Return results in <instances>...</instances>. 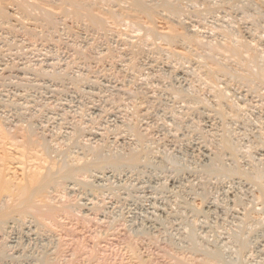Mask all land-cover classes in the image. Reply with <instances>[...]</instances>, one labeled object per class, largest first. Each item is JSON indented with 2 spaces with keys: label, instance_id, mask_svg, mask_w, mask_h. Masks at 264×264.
I'll list each match as a JSON object with an SVG mask.
<instances>
[{
  "label": "rangeland",
  "instance_id": "374dc122",
  "mask_svg": "<svg viewBox=\"0 0 264 264\" xmlns=\"http://www.w3.org/2000/svg\"><path fill=\"white\" fill-rule=\"evenodd\" d=\"M6 1L1 0L0 3V123L11 133H15L18 131L16 129H20L21 131L19 130L18 133H22L23 130L28 135V131H30L29 136L32 137L30 138L36 142L38 141L37 143L41 146L43 145L45 150L47 149L45 152L48 153V156L51 155L50 157L54 158L55 155L57 157L56 160H59V165L60 162L61 166L63 165V172H70L68 175L63 173L66 175L64 177L70 178L72 181L66 178H59V181L58 179L55 180L60 177L59 175L55 176L56 178L53 177L54 182L51 176V185L47 184L48 181L51 182L49 179L47 182H43V184L46 182L45 184L48 187L45 185L46 188H44L45 186L42 184L39 187L41 190L36 189V194H42L41 199L38 200L40 196L37 194L38 197L35 196L32 200H29L30 203L26 202L25 206L34 205L33 200H36L33 206L36 209L37 202L42 200V204L38 202L39 206L41 205L38 207H42L41 212L46 211L44 213H39L32 206L29 208L24 207V210L23 204L20 207L17 202L10 201L12 198L5 196L7 202L2 198L4 202L0 201V211H6V209L14 206L15 212L9 210L7 212L1 211L3 214L0 212L2 217L4 213H6L5 215L10 214L7 219L6 216L4 219L0 217L4 221L8 220L5 224L4 221L2 223L0 221V227L2 228H0V251L2 253H0V264H222L221 261H224L225 258L229 264H235L238 259L236 264H240V262L241 264H264V149H262L264 148V81L262 83L264 79V5L261 6L262 2H258L259 0H244L243 2L242 0H232L235 3L233 4L231 0V2L228 0H210L211 3L209 0H167L168 2L166 0H142V2L141 0H110V2L109 0H77V2L76 0L75 2L70 0L68 3L66 0H62V2L61 0H35L36 5L34 0ZM11 1L15 4H12ZM19 1L20 3L25 1V4H20ZM135 1L137 3H143L144 1V6L137 5ZM246 1L249 3L247 4ZM18 3L20 6H18ZM83 3L87 4L83 6ZM70 4H73V6L71 7ZM164 4H166V8L163 7ZM169 4L171 7H169ZM243 4L246 5V8ZM58 5L60 6L58 7ZM131 7L136 11L133 12L134 10ZM141 7L146 11H143ZM168 7L170 10L167 9ZM175 8L181 13L178 14ZM260 9L263 11L261 12ZM175 13L178 15H174ZM152 14L153 17H151ZM254 14H258V18ZM262 19L263 21H261ZM256 22L262 24L260 28H257L259 25ZM253 24L257 29L252 28ZM249 27L253 30V33L255 32L253 34L255 38L250 35ZM157 28L159 31H156ZM225 28H228V31ZM148 29L153 30L151 34H149ZM223 29H225V32ZM226 31L227 34H225ZM229 31L230 36H234H231L232 39H228L230 42L236 38V46L240 41L247 46L245 48L240 43L239 46L240 49H243V54H248L251 50L252 52L249 53L251 56L254 51V56H252L254 62L250 57L253 68L249 66L248 59V63L244 60L246 57L249 58V55L244 56L242 54L243 62L245 65L249 64L246 66H249L252 70L256 69L257 72H260L258 74H262L259 75L261 78L255 76L258 75L255 74L256 71L255 73L252 71L254 73L252 75L253 73L247 72L248 67H244L243 72L246 70L245 72L248 74L246 76L251 77L252 75V79L250 78V82L247 81L249 77L247 78L243 72H240L241 77L244 76L242 78L244 80L241 79L240 81L239 78L241 77H239L237 69L240 70L241 68L236 67L237 72L235 69H229L230 66L228 67V65L233 62L237 63L234 59L231 64L226 61H230L226 51L229 44L227 40ZM248 31H250V34L247 33ZM172 32L174 34L177 32L180 35L175 34L173 36ZM234 33L237 36L233 35ZM259 36L262 37V40ZM192 40L195 41L191 42ZM222 44L224 48L219 49V45L223 46ZM213 45L218 46V48L215 49ZM174 50L176 51L174 52ZM259 54L261 57L257 58ZM176 58L178 59L176 60ZM181 64H184L183 67ZM237 65L232 64V67L234 68ZM226 67L227 69H225ZM220 68H223L225 73ZM226 71L229 75L226 74ZM55 80L58 84L60 83L59 80H61V83L64 80L63 85L66 82L65 87H61L65 93L52 90L56 88L52 85L56 82ZM95 80L97 82H94ZM253 82L256 87H253ZM116 85L120 88L118 89ZM51 91L54 94L56 93L54 97ZM66 91H70V93ZM71 91L75 93L74 96ZM30 116L33 118L31 119ZM136 131L138 132L136 133ZM24 133L18 135L22 136ZM94 133L96 136L93 135ZM20 140H23L22 137H20ZM77 141H79L78 145H76ZM196 142L203 146L205 150L203 153L206 152L207 156L209 153L210 158L216 157L215 154L217 157L221 155V160L217 159L218 163L214 161L215 169H210V171L206 168L210 173L203 168L210 158L207 157L205 160L202 153H200L202 151L196 150V144H194ZM251 145L252 147H250ZM48 146L51 151L47 148ZM226 146L229 147L224 148ZM94 152L103 156H100L103 165L105 162L106 165H109V160H111L112 168L109 169L118 170L110 172L106 169L107 173H104L101 168H96L91 172L88 169V173V170L81 169L83 174L79 173L81 171L76 173V169L79 170V166L81 167L84 161L87 160V163L88 160L90 162V160L96 159H94L96 157ZM61 155H67V157ZM132 157L133 159H131ZM148 157L149 162L147 161V163L144 159H148ZM133 160L137 161L134 162ZM116 163L119 165H116ZM147 164L150 166L148 167ZM70 165L71 169L73 167L75 169L71 170ZM72 172L75 173L73 176L71 175ZM245 176L249 178H247L249 181L246 180ZM255 176H257V179ZM55 185L57 186L56 189H54ZM42 188L45 190L44 192ZM169 193L172 195H169ZM47 197L49 198L46 199ZM43 198L45 199L43 200ZM31 201L33 202L31 203ZM236 204L238 205L236 206ZM5 206L8 208L4 209ZM48 206L57 209L59 213L56 215L53 212H50L52 214L48 213ZM19 207L24 212L21 209L19 210ZM66 207L72 212L65 213ZM39 208L38 210H40ZM254 208L255 210H253ZM13 209L10 210L14 211ZM17 209L26 215L16 212ZM29 209H32L31 211L35 215ZM41 214H44L45 218ZM211 224L213 225L211 226ZM12 225L14 226L12 227ZM248 231H253V233ZM45 246L47 247L45 248ZM135 248L136 250H134ZM207 252L210 253V256L214 254L210 257ZM238 253L239 255H237ZM4 254L6 255L4 256ZM221 255H223V258ZM219 256L222 258L221 261ZM238 256L239 258H237ZM242 258L247 259V261L244 260L243 262ZM216 259H219V263ZM42 260L43 263H41ZM228 262L225 264H228Z\"/></svg>",
  "mask_w": 264,
  "mask_h": 264
},
{
  "label": "bare ground",
  "instance_id": "6f19581e",
  "mask_svg": "<svg viewBox=\"0 0 264 264\" xmlns=\"http://www.w3.org/2000/svg\"><path fill=\"white\" fill-rule=\"evenodd\" d=\"M14 1V0H13ZM18 1V0H17ZM17 1H14V2H17ZM33 1V0H32ZM54 1V0H53ZM65 1V0H64ZM72 1V0H71ZM80 1V0H79ZM78 1V2H79ZM82 1V0H81ZM84 1V0H83ZM96 1V0H95ZM99 1V0H98ZM102 1V0H101ZM100 1V2H101ZM107 1V0H106ZM122 1V0H121ZM129 1V0H128ZM140 1V0H139ZM165 1V0H164ZM167 1V0H166ZM169 1V0H168ZM167 1V2H168ZM177 1V0H176ZM210 1V0H209ZM228 1H230V0H228ZM232 1V0H231ZM230 1V2H231ZM234 1H236V0H234ZM234 1H232L233 2V4H235L234 3ZM244 0H242V2H243ZM249 1V0H248ZM256 1H258V0H256ZM262 2V7H263V5H264V0H259L258 2ZM3 2V1H2ZM5 2V1H4ZM6 2H8V0L6 1ZM25 1H22V3H24ZM34 2H36L35 0H34ZM61 2H62V0H61ZM66 2H70V0H66ZM65 2V3H66ZM73 2H75V0L73 1ZM76 2H77V0H76ZM99 2V3H100ZM104 2V1H103ZM109 2H110V0H109ZM119 2V1H118ZM124 2H126V1H124ZM136 2V4L137 5H140V6H144V1H143V3H141L142 2V0H141V2H138L137 3V1H135ZM247 2V1H246ZM246 2H244V3H246ZM252 2V1H251ZM260 2V3H261ZM0 3H1V0H0ZM11 3H12V1H11ZM19 3H20V1H19ZM18 3V4H19ZM22 3H20V4H22ZM33 3V2H32ZM31 3V4H32ZM57 3V2H56ZM55 3V4H56ZM59 3V2H58ZM82 3V2H81ZM80 3V4H81ZM85 3V2H84ZM83 3V6H85L86 4H84ZM112 3V2H111ZM140 3V4H139ZM165 3V2H164ZM176 3V2H175ZM178 3V2H177ZM210 3H211V1H210ZM224 3H225V1H224ZM238 3V2H237ZM249 2H247V4H248ZM3 4V3H2ZM6 4V3H5ZM4 4V5H5ZM9 4V3H8ZM12 4H15V3H12ZM17 4V5H18ZM20 4L18 5V6H20ZM25 4V3H24ZM39 4V3H38ZM80 4H78V5H80ZM109 4V3H108ZM132 4V3H131ZM143 4V5H142ZM160 4V3H159ZM162 4V3H161ZM170 4H172V3H170ZM170 4H169V7H171L170 6ZM174 4V3H173ZM179 4V3H178ZM207 4V3H206ZM228 4V3H227ZM232 4V3H231ZM240 4V3H239ZM258 4V3H257ZM34 5V4H33ZM36 5H37V2H36ZM40 5V4H39ZM38 5V6H39ZM48 5V4H47ZM52 6H53V4H51ZM57 5V4H56ZM61 5V4H60ZM60 5H58V7L60 6ZM63 5H64V3H63ZM66 5V4H65ZM68 5V4H67ZM71 5V4H70ZM75 5V4H74ZM122 5V4H121ZM148 5V4H147ZM215 5V4H214ZM221 5H222V3H221ZM244 5V4H243ZM251 5V4H250ZM11 6V5H10ZM30 6V5H29ZM55 6V5H54ZM73 6V4L71 5V7ZM97 6V5H96ZM118 6V5H117ZM129 6V5H128ZM136 6V5H135ZM139 6V7H140ZM163 6V5H162ZM175 6V5H174ZM173 6V7H174ZM209 6V5H208ZM223 6V5H222ZM230 6V5H229ZM246 5H244V7H245ZM252 7H253V5H251ZM250 6V7H251ZM256 6H258V5H256ZM31 7H32V5H31ZM37 7V6H36ZM48 7V6H47ZM57 7V6H56ZM57 7V8H58ZM77 7V6H76ZM93 7V6H92ZM113 7V6H112ZM149 7V6H148ZM151 7V6H150ZM159 7V6H158ZM163 7H165L166 8V4H164V6ZM169 7L167 8V9H169ZM207 7V6H206ZM206 7H205V11H206ZM241 7H242V3H241ZM249 7V8H250ZM262 7H261V9H262ZM13 8V7H12ZM16 8V7H15ZM24 8H27V7H24ZM39 8V7H38ZM52 8V7H51ZM50 8V9H51ZM55 8V7H54ZM75 8V7H74ZM97 8H99V7H97ZM108 8H110V7H108ZM126 8V7H125ZM128 8V7H127ZM132 8V7H131ZM130 8V9H131ZM133 8L135 9V7L133 6ZM132 8V9H133ZM164 8V9H165ZM212 8V7H211ZM240 8V7H239ZM243 8V7H242ZM246 8V7H245ZM256 8V7H255ZM259 8V7H258ZM20 9V8H19ZM22 9V8H21ZM27 9H29V8H27ZM35 9V8H34ZM63 9H65L66 10V8H64L63 7ZM80 9H82L81 7H80ZM92 9H94V8H92ZM96 9V8H95ZM100 9V8H99ZM131 9V10H132ZM133 9V10H134ZM136 9H137V7H136ZM141 9H142V7H141ZM152 9V8H151ZM150 9V10H151ZM174 9V8H173ZM177 8H175V11L176 12H178V9L176 10ZM220 9V8H219ZM219 9H217V10H219ZM254 9V8H253ZM257 9V8H256ZM261 9H260V11H261ZM23 10V9H22ZM26 10V9H25ZM30 10V9H29ZM68 10H69V8H68ZM78 10H79V8H78ZM77 10V11H78ZM114 10V9H113ZM132 10V11H133ZM143 11H146V10H144V8L142 9ZM149 10V11H150ZM154 10V9H153ZM152 10V11H153ZM156 10V9H155ZM170 10V9H169ZM213 10V9H212ZM241 10V9H240ZM243 10H245V9H243ZM242 10V11H243ZM55 11V10H54ZM67 11V10H66ZM71 11V10H70ZM81 11V10H80ZM111 11V10H110ZM130 11V10H129ZM136 10H134L133 12H135ZM168 11V10H167ZM174 11V10H173ZM185 11V10H184ZM208 11V10H207ZM257 11V10H256ZM263 11V10H262ZM261 11V12H262ZM12 12V11H11ZM14 12V11H13ZM58 12L60 13V11L58 10ZM62 12V11H61ZM64 12V11H63ZM82 12V11H81ZM165 12V11H164ZM180 12V11H179ZM178 12V14H180ZM185 12H187V11H185ZM233 12V11H232ZM27 13V12H26ZM56 13H57V11H56ZM83 13V12H82ZM81 13V14H82ZM102 13V12H101ZM114 14H115V12H113ZM150 13H152L151 11H150ZM205 13V12H204ZM222 13V12H221ZM245 13V12H244ZM250 13V12H249ZM248 13V14H249ZM254 13V12H253ZM256 13V12H255ZM12 14V13H11ZM15 14V13H14ZM39 14V13H38ZM64 14V13H63ZM68 14V13H67ZM78 14V13H77ZM80 14V13H79ZM80 14V15H81ZM109 14H111V13H109ZM124 14V13H123ZM154 14V13H153ZM153 14L151 15V17H153ZM160 14V13H159ZM177 13H175L174 15H178ZM206 14V13H205ZM207 14H209V13H207ZM259 14H261V13H259ZM22 15V14H21ZM31 15H32V12H31ZM66 15V14H65ZM129 15V14H128ZM183 15V14H182ZM187 15V14H186ZM244 15V14H243ZM246 15V14H245ZM251 15H253V14H251ZM250 15V16H251ZM255 15V14H254ZM262 15V14H261ZM261 15H259V16H261ZM8 16V15H7ZM19 16V15H18ZM25 16H26V14H25ZM59 16V15H58ZM118 17H119V15H117ZM117 16H115V17H117ZM125 16V15H124ZM171 16V15H170ZM256 17L258 16V14L257 15H255ZM263 16V15H262ZM21 17V16H20ZM31 17V16H30ZM66 17H68V16H66ZM81 17V16H80ZM112 17V16H111ZM235 17V16H234ZM242 17V16H241ZM240 17V18H241ZM246 17V16H245ZM249 17V16H248ZM247 17V18H248ZM4 18V17H3ZM22 18V17H21ZM33 18V17H32ZM38 18V17H37ZM61 18V17H60ZM166 18V17H165ZM221 18V17H220ZM243 18H244V16H243ZM250 18V17H249ZM248 18V19H249ZM255 18V17H254ZM258 18V17H257ZM1 19V18H0ZM5 19V18H4ZM18 19V18H17ZM27 19V18H26ZM79 19V18H78ZM99 19H100V17H99ZM104 19V18H103ZM106 19V18H105ZM114 19V18H113ZM124 19V18H123ZM176 19V18H175ZM189 19V18H188ZM190 19H191V17H190ZM251 19V18H250ZM63 20V19H62ZM65 20V19H64ZM109 20V19H108ZM114 20H116V19H114ZM152 20V19H151ZM237 20V19H236ZM240 20V19H239ZM241 20H243V19H241ZM21 21V20H20ZM23 21V20H22ZM82 21V20H81ZM122 21V20H121ZM167 21V20H166ZM244 21V20H243ZM247 21H249V20H247ZM253 21V20H252ZM258 21H260V20H258ZM261 21H263V19L261 20ZM25 22V21H24ZM27 22V21H26ZM25 22V23H26ZM31 22V21H30ZM104 22L106 23V21L104 20ZM110 22V21H109ZM115 22H117V21H115ZM124 22V21H123ZM177 22V21H176ZM181 22V21H180ZM225 22V21H224ZM264 22V21H263ZM59 23V22H58ZM57 23V24H58ZM62 23V22H61ZM65 23V22H64ZM100 23V22H99ZM104 23V24H105ZM152 23V22H151ZM171 23H173V22H171ZM247 22H246V20H245V24H246ZM257 23V22H256ZM3 24V23H2ZM163 24V23H162ZM226 24V23H225ZM251 24V23H250ZM255 24V23H254ZM254 24H253V27L252 28H254L255 26H254ZM174 25V24H173ZM172 25V26H173ZM229 25V24H228ZM256 25V24H255ZM257 25H259V26H257V28L259 27L260 28V25H262L261 23H257ZM264 25V24H263ZM4 26V25H3ZM43 26V25H42ZM56 26V25H55ZM108 26V25H107ZM171 26V25H170ZM215 26H216V24H215ZM223 26V25H222ZM235 26V25H234ZM241 26V25H240ZM250 26V25H249ZM60 27H62V26H60ZM169 27V26H168ZM174 27H175V25H174ZM219 27H221L220 25H219ZM224 27H226V26H224ZM247 28H248V26H246ZM251 27V26H250ZM250 27H249V29H250ZM42 28V27H41ZM50 28V27H49ZM223 28V27H222ZM246 28V29H247ZM256 28V27H255ZM256 28V29H257ZM16 29V28H15ZM20 29V28H19ZM19 29H17V30H19ZM108 29V28H107ZM153 29V28H152ZM176 29V28H175ZM211 29V28H210ZM226 29V28H225ZM225 29H223V31L225 30ZM228 29V28H227ZM226 29V30H227ZM232 29V28H231ZM262 29V28H261ZM261 29H259V30H261ZM66 30V29H65ZM140 30V29H139ZM149 30V29H148ZM151 30V29H150ZM149 30V31H150ZM162 30V29H161ZM171 30V29H170ZM177 30V29H176ZM212 30V29H211ZM222 30V29H221ZM240 30V29H239ZM255 30V29H254ZM147 31V30H146ZM153 31V30H152ZM152 31H150V33L149 34H151V32ZM156 31H159L158 30V28L156 29ZM169 31V30H168ZM178 31V30H177ZM213 31H215V30H213ZM228 31V30H227ZM227 31H226V33L225 34H227ZM231 31V30H230ZM230 31H229V33H228V38H227V40L229 39V38H231V36H230ZM251 31V34L249 33ZM250 31H248L247 33L248 34H250V35H252L253 36V34L255 33H253L252 31L253 30H251L250 29ZM256 31H258V30H256ZM264 31V30H263ZM59 32V31H58ZM161 32V31H160ZM167 32V31H166ZM170 32V31H169ZM168 32V33H169ZM180 32V31H179ZM209 32V31H208ZM211 32V31H210ZM225 32V31H224ZM237 32H238V30H237ZM47 33V32H46ZM89 33H90V30H89ZM107 33V32H106ZM171 33V32H170ZM173 33V32H172ZM207 33V32H206ZM217 33H218V31H217ZM221 33H222V31H221ZM257 33V32H256ZM2 34V33H1ZM51 34V33H50ZM155 34V33H154ZM160 34V33H159ZM158 34V35H159ZM165 34V33H164ZM175 34H177V32H175ZM175 34L173 33V36H175ZM182 35H184L183 33H181ZM238 34V33H237ZM244 34V33H243ZM263 34V33H262ZM44 35V34H43ZM61 35V34H60ZM74 35V34H73ZM78 35V34H77ZM156 35V34H155ZM168 35H170V34H168ZM178 36L180 35L179 33L177 34ZM176 35V36H177ZM233 35H235V33L233 34ZM241 35V34H240ZM28 36V35H27ZM91 36V35H90ZM144 36V35H143ZM142 36V37H143ZM162 36V35H161ZM194 36V35H193ZM206 36V35H205ZM235 36H237V35H235ZM243 36V35H242ZM245 36V35H244ZM251 36V37H252ZM262 36V35H261ZM264 36V35H263ZM145 37V36H144ZM154 37V36H153ZM163 37V36H162ZM170 37H172V36H170ZM186 37V36H185ZM188 37V36H187ZM232 37H234V36H232ZM250 37V38H251ZM254 37V36H253ZM252 37V38H253ZM257 37H258V35H257ZM260 37V36H259ZM38 38V37H37ZM42 38V37H41ZM69 38V37H68ZM156 38V37H155ZM169 38V37H168ZM177 38V37H176ZM183 38V37H182ZM199 38V37H198ZM197 38V39H198ZM226 38V37H225ZM255 38V37H254ZM253 38V39H254ZM261 38V40H262V37H260ZM146 39H148V38H146ZM163 39V38H162ZM175 39V38H174ZM190 39V38H189ZM197 39H196V41H197ZM205 39H206V37H205ZM232 39V38H231ZM235 40H236V38H234ZM239 39V38H238ZM264 39V38H263ZM32 40V39H31ZM150 40V39H149ZM166 40H168V39H166ZM187 40V39H186ZM201 40V39H200ZM204 40V39H203ZM202 40V41H203ZM235 40H231V42L228 40V45H227V49H226V51H227V53H228V59L230 58V61L229 60H226V61H228L230 64H231V61H233V59H234V61H236L237 63H232V64H238L239 65V67H238V65L237 66H235L234 68L232 67V64L231 65H228V67H229V69L230 68H232V69H235V71L237 72V70L239 71L238 73V75H239V77H241V74H240V72H243V70L242 69H244V67L246 68V67H248L247 68V72H250L251 74L253 73L252 71H254V73H255V71H256V69L254 70H252L251 68H249V66H251V63H250V61L252 62V60H253V57L252 56H254V51H253V53L251 54V56L249 55V53L250 52H252L250 49H248V50H250V52H248V54H243L244 52H243V49H240L241 47L239 46L240 45V43H241V41H240V43L239 44H237V46H236V44H235ZM256 40V39H255ZM59 41V40H58ZM169 41V40H168ZM195 41V40H194ZM193 40L191 41V42H194ZM202 41H200V42H202ZM234 41V42H233ZM257 41V40H256ZM76 42V41H75ZM155 42V41H154ZM157 42V41H156ZM172 42V41H171ZM189 42V41H188ZM30 43V42H29ZM146 43H148V42H146ZM150 43V42H149ZM166 43V42H165ZM173 43V42H172ZM199 43V42H198ZM209 43H210V41H209ZM212 43V42H211ZM217 43V42H216ZM234 43V44H233ZM142 44V43H141ZM153 44V43H152ZM196 44V43H195ZM200 44V43H199ZM205 44V43H204ZM203 44V45H204ZM219 44V43H218ZM221 44V43H220ZM249 44V43H248ZM247 44V45H248ZM259 44V43H258ZM264 44V43H263ZM88 45V44H87ZM143 45V44H142ZM147 45V44H146ZM190 45H192V44H190ZM223 45V44H222ZM241 45H244V43H241ZM251 45V44H250ZM21 46V45H20ZM35 46V45H34ZM45 46V45H44ZM178 46V45H177ZM211 46V45H210ZM255 46V45H254ZM263 46V45H262ZM18 47V46H17ZM32 47V46H31ZM88 47V46H87ZM145 47V46H144ZM169 47V46H168ZM171 47V46H170ZM199 47V46H198ZM205 47V46H204ZM208 47V46H207ZM213 47H215V45H213ZM221 47H223L224 48V45L223 46H221V45H219V49L221 48ZM244 47L245 48H247V46H245L244 45ZM244 47H242V48H244ZM202 48H203V46H202ZM212 48V47H211ZM216 48H218V46H216L215 47V49ZM225 48H226V46H225ZM254 48V47H253ZM2 49V48H1ZM108 49V48H107ZM180 49V48H179ZM186 49V48H185ZM201 49V48H200ZM209 49V48H208ZM258 49V48H257ZM29 50V49H28ZM182 50V49H181ZM198 50V49H197ZM196 50V51H197ZM205 50H207V49H205ZM222 50V49H221ZM24 51H26V50H24ZM31 51V50H30ZM176 50H174V52H175ZM212 51V50H211ZM215 51V50H214ZM224 51V50H223ZM225 51V52H226ZM245 51H247V49H245ZM262 51V50H261ZM27 52V51H26ZM97 52V51H96ZM172 52V51H171ZM173 52V53H174ZM198 52V51H197ZM201 52V51H200ZM199 52V53H200ZM203 52V51H202ZM257 52V51H256ZM255 52V53H256ZM33 53H35V52H33ZM39 53V52H38ZM47 53V52H46ZM159 53V52H158ZM184 53V52H183ZM191 53V52H190ZM213 53V52H212ZM259 53H260V51H259ZM130 54V53H129ZM176 54V53H175ZM177 54H179V53H177ZM182 54V53H181ZM188 54V53H187ZM193 54V53H192ZM215 54V53H214ZM244 56H248L249 58H245L244 60L245 61H247V63H248V60H249V64H246V65H249V66H246L245 64H244V60H243V55ZM164 55V54H163ZM197 55H198V53H197ZM258 55V54H257ZM132 56V55H131ZM150 56H152V55H150ZM162 56V55H161ZM191 56V55H190ZM200 56V55H199ZM203 56H204V54H203ZM206 56H207V54H206ZM205 56V57H206ZM209 56H210V53H209ZM226 56V55H225ZM154 57V56H153ZM184 57V56H183ZM191 57H193V56H191ZM190 57V58H191ZM208 57V56H207ZM212 57V56H211ZM217 57V56H216ZM250 57H252V60L250 59ZM258 57H261L260 56V54H259V56H257V58ZM180 58H181V56H180ZM184 58H186V57H184ZM210 58V57H209ZM227 58V57H226ZM232 58V59H231ZM256 58V57H255ZM257 58H256V60H257ZM31 59V58H30ZM133 59V58H132ZM153 59V58H152ZM169 59H170V57H169ZM175 59V58H174ZM178 58H176V60H177ZM187 59V58H186ZM208 59V58H207ZM224 59V58H223ZM248 59V60H247ZM261 59V58H260ZM205 60V59H204ZM256 60H255V62H256ZM10 61V60H9ZM142 61V60H141ZM175 61V60H174ZM189 61H191V60H189ZM258 61H259V59H258ZM7 62H8V60H7ZM16 62V61H15ZM27 62V61H26ZM253 62H254V60H253ZM1 63H2V61H1ZM11 63V62H10ZM150 63V62H149ZM178 63H180V62H178ZM206 63V62H205ZM204 63V64H205ZM223 63V62H222ZM224 63H226V62H224ZM243 63V64H242ZM3 64V63H2ZM152 64V63H151ZM175 64V63H174ZM190 64V63H189ZM228 64V63H227ZM226 64V65H227ZM6 65H8V64H6ZM50 65V64H49ZM56 65V64H55ZM173 65V64H172ZM182 65V64H181ZM184 65V64H183ZM183 65H182V67H183ZM216 65H218L217 63H216ZM222 65V64H221ZM244 65V66H243ZM35 66V65H34ZM178 66H180V65H178ZM207 66V65H206ZM223 66V65H222ZM257 66V65H256ZM54 67V66H53ZM77 67V66H76ZM236 67L237 68H241L240 70H242V71H240L239 69H237L236 70ZM252 67V66H251ZM258 67V66H257ZM5 68V67H4ZM6 68H7V66H6ZM54 68H56V67H54ZM147 68V67H146ZM153 68V67H152ZM253 68V67H252ZM143 69V68H142ZM220 69H222V71H223V68H220ZM225 69H227V67L225 68ZM231 69V70H232ZM251 69V70H250ZM250 70V71H249ZM106 71V70H105ZM122 71V70H121ZM171 71V70H170ZM246 70H244V72H245ZM259 71V70H258ZM34 72V71H33ZM119 72V71H118ZM128 72V71H127ZM177 72V71H176ZM224 72V71H223ZM227 72L228 71H226V74H227ZM229 72H230V70H229ZM236 72H234L235 74H236ZM243 72V74H245L244 76H246V75H248V74H246V72L244 73ZM1 73V72H0ZM53 73H55V72H53ZM52 73V74H53ZM120 73V72H119ZM123 73V72H122ZM121 73V74H122ZM225 73V72H224ZM224 73H222V74H224ZM249 73V75H251ZM254 73L252 74V75H254ZM258 73H260V72H257L256 71V73L255 74H258ZM62 74V73H61ZM73 74V73H72ZM231 74V73H230ZM232 74H233V72H232ZM231 74V75H232ZM227 75H229V74H227ZM234 75V74H233ZM252 75H251V77H249V79H247V81H249L250 82V78L252 79ZM260 74H258V75H255L256 77L258 76V78L262 75H260ZM81 76V75H80ZM79 76V77H80ZM235 76V75H234ZM243 76V75H242ZM244 76L243 77H241V78H239L240 79V81H241V79L242 78H244ZM254 76V77H255ZM59 78H60V76H58ZM57 77V78H58ZM70 77V76H69ZM124 77V76H123ZM247 77V76H246ZM247 77V78H248ZM253 77V78H254ZM264 77V76H263ZM34 78V77H33ZM55 78V77H54ZM71 78V77H70ZM96 78V77H95ZM103 78V77H102ZM131 78V77H130ZM153 78H154V76H153ZM232 78H234V77H232ZM236 78V77H235ZM234 78V79H235ZM237 78H238V76H237ZM261 78V77H260ZM9 79V78H8ZM56 79V78H55ZM69 79V78H68ZM78 79V78H77ZM97 79V78H96ZM99 79V78H98ZM159 79V78H158ZM228 79V78H227ZM254 79H256V78H254ZM263 79V78H262ZM57 80V79H56ZM55 80V81H56ZM71 80V79H70ZM101 80V79H100ZM175 80V79H174ZM191 80V79H190ZM242 80H244V79H242ZM63 82L62 83H64V80H62ZM80 81V80H79ZM93 81V80H92ZM114 81V80H113ZM127 81H128V79H127ZM137 81V80H136ZM192 81V80H191ZM246 81V82H247ZM252 81V80H251ZM256 81H258V80H256ZM263 81H264V79L262 80V83H263ZM53 82V81H52ZM59 82L61 83V80H59ZM94 82H97L96 80L94 81ZM254 82H255V80H254ZM254 82L252 83L253 85H254ZM42 83H44V82H42ZM47 83V82H46ZM55 83V84H54ZM52 85L54 86V87H56L55 89L53 88L52 90H58V93H59V91H62V88H64L65 87V85H66V82H65V84L63 85L62 83L60 84H58L57 83V81L56 82H54ZM103 83V82H102ZM134 83V82H133ZM188 83V82H187ZM193 83V82H192ZM218 83V82H217ZM248 83V82H247ZM246 83V84H247ZM256 83H258V82H256ZM261 83V84H262ZM68 84V83H67ZM78 84V83H77ZM135 84V83H134ZM158 84V83H157ZM249 84V83H248ZM39 85V84H38ZM42 85V84H41ZM82 85V84H81ZM84 85V84H83ZM103 85V84H102ZM156 85V84H155ZM161 85V84H160ZM172 85H175V84H172ZM180 85V84H179ZM27 86H29V85H27ZM31 86V85H30ZM49 86V85H48ZM48 86H46V87H48ZM70 86V85H69ZM116 86H118V85H116ZM145 86V85H144ZM150 86V85H149ZM157 86V85H156ZM183 86V85H182ZM235 86V85H234ZM244 86V85H243ZM242 86V87H243ZM263 86H264V84H263ZM263 86H261V87H263ZM41 87V86H40ZM59 87V88H58ZM62 87V88H61ZM71 87V86H70ZM69 87V88H70ZM74 87V86H73ZM113 87H115V86H113ZM154 87V86H153ZM180 87V86H179ZM248 87V86H247ZM251 87V86H250ZM253 87H256V85H254ZM252 87V88H253ZM48 88H51V87H48ZM66 88H67V86H66ZM65 88V89H66ZM101 88V87H100ZM99 88V89H100ZM120 87L118 86V89H119ZM123 88V87H122ZM152 88V87H151ZM157 88V87H156ZM36 89V88H35ZM47 89V88H46ZM65 89H63L64 91H65ZM81 89V88H80ZM114 89H116V88H114ZM160 89V88H159ZM181 89V88H180ZM249 89V88H248ZM247 89V90H248ZM26 90V89H25ZM36 90H38V89H36ZM67 90V89H66ZM74 90V89H73ZM122 90V89H121ZM139 90V89H138ZM162 90V89H161ZM172 90H174V89H172ZM177 90V89H176ZM176 90H174V91H176ZM184 90V89H183ZM251 90H253V89H251ZM76 91V90H75ZM111 91H112V89H111ZM117 91H119V90H117ZM125 91V90H124ZM133 91V90H132ZM182 91V90H181ZM185 91V90H184ZM47 92V91H46ZM67 93H70V91H66ZM115 92V91H114ZM136 92H137V90H136ZM135 92V93H136ZM173 92V91H172ZM241 92V91H240ZM259 92V91H258ZM15 93V92H14ZM49 93V92H48ZM51 93H52V91H51ZM62 93H65V92H63L62 91ZM61 93V94H62ZM71 93H73L72 91H71ZM94 93H95V91H94ZM128 93V92H127ZM134 93V92H133ZM134 93V94H135ZM152 93V92H151ZM175 93V92H174ZM177 93V92H176ZM56 94V93H55ZM55 94H54V92L52 93V96L54 97L55 96ZM74 94L75 93H73V96H74ZM78 94V93H77ZM84 94V93H83ZM106 94V93H105ZM249 94V93H248ZM21 95V94H20ZM64 95V94H63ZM88 95V94H87ZM99 95V94H98ZM118 95V94H117ZM137 95V94H136ZM176 95V94H175ZM185 95V94H184ZM259 95V94H258ZM16 96V95H15ZM41 96V95H40ZM65 96V95H64ZM72 96V95H71ZM89 96V95H88ZM122 96V95H121ZM133 96V95H132ZM144 96V95H143ZM181 96V95H180ZM180 96H178L179 98H180ZM183 96V95H182ZM222 96V95H221ZM254 96V95H253ZM21 97V96H20ZM36 97V96H35ZM66 97H68V96H66ZM118 97V96H117ZM157 97V96H156ZM159 97V96H158ZM9 98V97H8ZM23 98V97H22ZM33 98V97H32ZM60 98H62V97H60ZM72 98V97H71ZM75 98V97H74ZM103 98V97H102ZM124 98V97H123ZM132 98V97H131ZM160 98V97H159ZM223 98V97H222ZM248 98V97H247ZM2 99V98H1ZM68 99V98H67ZM115 99V98H114ZM161 99V98H160ZM175 99V98H174ZM182 99V98H181ZM185 99V98H184ZM109 100H110V98H109ZM158 100V99H157ZM157 100H155V101H157ZM195 100V99H194ZM33 101H35V100H33ZM64 101V100H63ZM70 101V100H69ZM88 101V100H87ZM103 101H104V99H103ZM162 101V100H161ZM174 101V100H173ZM180 101V100H179ZM182 101H183V99H182ZM247 101V100H246ZM56 102H58V101H56ZM86 102V101H85ZM94 102V101H93ZM175 102V101H174ZM257 102V101H256ZM264 102V101H263ZM39 103V102H38ZM47 103V102H46ZM71 103V102H70ZM75 103V102H74ZM101 103V102H100ZM110 103V102H109ZM157 103V102H156ZM252 103V102H251ZM5 104V103H4ZM49 104V103H48ZM62 104H64V103H62ZM80 104V103H79ZM112 104V103H111ZM143 104V103H142ZM174 104V103H173ZM183 104V103H182ZM29 105V104H28ZM86 105V104H85ZM159 105V104H158ZM188 106V105H187ZM196 106V105H195ZM251 106V105H250ZM262 106V105H261ZM20 107V106H19ZM26 107V106H25ZM37 107V106H36ZM92 107V106H91ZM131 107V106H130ZM177 107V106H176ZM175 107V108H176ZM194 107V106H193ZM264 107V106H263ZM18 108V107H17ZM28 108V107H27ZM44 108V107H43ZM60 108H62V107H60ZM113 108V107H112ZM132 108V107H131ZM174 108V109H175ZM56 109V108H55ZM126 109V108H125ZM103 110V109H102ZM105 110V109H104ZM120 110H121V108H120ZM156 110V109H155ZM41 111V110H40ZM157 111V110H156ZM181 111V110H180ZM221 111V110H220ZM262 111V110H261ZM97 112V111H96ZM105 112V111H104ZM169 112V111H168ZM218 112H219V110H218ZM42 113V112H41ZM63 113V112H62ZM68 113H70V112H68ZM110 113V112H109ZM162 113V112H161ZM167 113V112H166ZM165 113V114H166ZM221 113H223L222 111H221ZM225 113V112H224ZM255 113V112H254ZM22 114V113H21ZM102 114V113H101ZM160 114V113H159ZM211 114V113H210ZM50 115V114H49ZM66 115V114H65ZM74 115H75V113H74ZM106 115V114H105ZM158 115V114H157ZM215 115V114H214ZM228 116H229V114H227ZM261 115V114H260ZM259 115V116H260ZM77 116V115H76ZM228 116H227V118H228ZM31 117V116H30ZM73 117V116H72ZM86 117V116H85ZM104 117V116H103ZM157 117V116H156ZM160 117H162V116H160ZM222 117H224V116H222ZM221 117V118H222ZM226 117V116H225ZM261 117V116H260ZM19 118V117H18ZM33 117H31V119H32ZM61 118V117H60ZM220 118V119H221ZM107 119V118H106ZM110 119V118H109ZM116 119V118H115ZM181 119V118H180ZM225 119V118H224ZM224 119H222V120H224ZM125 120V119H124ZM147 120V119H146ZM263 120V119H262ZM18 121V120H17ZM175 121V120H174ZM181 121V120H180ZM215 121V120H214ZM219 121V120H218ZM53 122V121H52ZM66 122V121H65ZM96 122V121H95ZM108 122V121H107ZM147 122V121H146ZM28 123V122H27ZM79 123V122H78ZM81 123V122H80ZM105 123V122H104ZM130 123V122H129ZM173 123V122H172ZM174 123H176V122H174ZM223 123V122H222ZM24 124V123H23ZM57 124V123H56ZM86 124V123H85ZM150 124H151V122H150ZM225 124H226V122H225ZM258 124H260V123H258ZM18 125V124H17ZM76 125V124H75ZM131 125V124H130ZM143 125V124H142ZM227 125V124H226ZM10 126V125H9ZM16 126V125H15ZM36 126V125H35ZM41 126V125H40ZM178 126V125H177ZM183 126V125H182ZM225 126V125H224ZM17 127V126H16ZM103 127V126H102ZM101 127V128H102ZM118 127V126H117ZM180 127V126H179ZM178 127V128H179ZM227 127V126H226ZM262 127V126H261ZM264 127V126H263ZM9 128H12V127H9ZM51 128V127H50ZM56 128V127H55ZM64 128V127H63ZM74 128V127H73ZM81 128H83V127H81ZM116 128V127H115ZM146 128V127H145ZM147 128H149L148 126H147ZM217 128V127H216ZM44 129V128H43ZM80 129V128H79ZM120 129V128H119ZM126 129V128H125ZM16 130H20V129H16ZM15 130V131H16ZM53 130V129H52ZM85 130V129H84ZM181 130V129H180ZM223 130V129H222ZM226 130H227V128H226ZM225 130V131H226ZM18 131L17 132H15V133H11V131L10 130H7L1 123H0V201L2 200V198L3 199H5V201L7 200L6 198H4L5 196H7L8 198H12V199H10V201H14L15 203L17 202V205L19 206L20 205V207H21V205L23 204V209L25 210V208L24 207H26V208H29L30 206H32V208H34L35 209V207H33L34 205H35V202H36V200H33L34 201V205L33 204H30L29 205V207L28 206H25L26 204V202L28 203H30V201L29 200H32L35 196H36V198L38 197V196H40V197H38V200H40L41 199V195L42 194H40V193H37L38 194V196H37V194H36V189L38 190V189H40L41 190V188H39V187H41L42 186V184H43V182L44 181H46L47 182V180H49L50 179V181L51 182H47V184H49V185H51L52 184V180L55 182V180H57L58 179V181H59V178H63V179H68L67 177H64V175L66 174V175H68L70 172H63V170H62V166H61V162H60V165H59V163H58V159L56 160V158L57 157H55V155H54V153H53V151H52V154L54 155L53 157L55 158H52V157H50V156H48V153H46L45 151H47V149L45 150V148H44V146L42 147L40 144H38L36 141H34V140H32L31 138V136H29V132L30 131H28V135L27 134H25L24 132H23V130H22V133H24L22 136L20 135H18V134H22V133H18ZM21 131V130H20ZM27 131V130H26ZM46 131V130H45ZM81 131V130H80ZM93 131H95V130H93ZM105 131V130H104ZM141 131V130H140ZM231 131V130H230ZM230 131H228V132H230ZM253 131V130H252ZM251 131V132H252ZM33 132V131H32ZM60 132V131H59ZM85 132V131H84ZM90 132V131H89ZM100 132V131H99ZM98 132V133H99ZM138 131H136V133H137ZM224 132V131H223ZM27 133V132H26ZM71 133V132H70ZM108 133V132H107ZM123 133V132H122ZM134 133V132H133ZM145 133V132H144ZM166 133V132H165ZM76 134V133H75ZM78 134V133H77ZM84 134V133H83ZM109 134H111V133H109ZM170 134V133H169ZM35 135V134H34ZM33 135V136H34ZM39 135V134H38ZM94 136H96L95 135V133L93 134ZM98 135V134H97ZM105 135V134H104ZM103 135V136H104ZM131 135V134H130ZM134 135V134H133ZM223 135H224V133H223ZM222 135V136H223ZM53 136V135H52ZM76 136V135H75ZM136 136H139V135H136ZM141 136V135H140ZM166 136V135H165ZM185 136V135H184ZM19 137V138H18ZM20 137H22V139L23 140H20ZM31 137V138H30ZM73 137V136H72ZM164 137V136H163ZM226 137V136H225ZM71 138V137H70ZM74 138V137H73ZM87 138H90V137H87ZM200 138V137H199ZM198 138V139H199ZM215 138V137H214ZM224 138V137H223ZM227 138V137H226ZM105 139V138H104ZM138 139V138H137ZM218 139V138H217ZM76 140V139H75ZM98 140H99V138H98ZM113 140V139H112ZM205 140V139H204ZM225 140V139H224ZM50 141V140H49ZM92 141V140H91ZM103 141V140H102ZM108 141V140H107ZM143 141V140H142ZM176 141V140H175ZM206 141V140H205ZM47 142V141H46ZM72 142V141H71ZM78 142L79 141H77V144L76 145H78ZM96 142H98L97 140H96ZM190 142V141H189ZM222 142H224V141H222ZM44 143H45V141H44ZM56 143V142H55ZM81 143H83V142H81ZM80 143V144H81ZM218 143V142H217ZM230 143V142H229ZM262 143V142H261ZM93 144V143H92ZM92 144H90V145H92ZM103 144V143H102ZM107 144V143H106ZM117 144V143H116ZM130 144V143H129ZM142 144V143H141ZM169 144V143H168ZM194 144H196V150H198V151H202V152H200V153H202V155L204 156V159L206 160V158L208 157V159L210 158L209 156V153H208V156H207V154H206V152H204L203 153V151H205L204 150V148H203V146H201V144H198L197 142L196 143H194ZM221 144V143H220ZM225 144V143H224ZM48 145V144H47ZM46 145V146H47ZM53 145V144H52ZM64 145H65V142H64ZM73 145V144H72ZM96 145V144H95ZM98 145V144H97ZM109 145V144H108ZM118 145V144H117ZM136 145V144H135ZM143 145V144H142ZM82 146V145H81ZM92 146H94V145H92ZM111 146V145H110ZM80 147V146H79ZM89 147V146H88ZM98 147H100V146H98ZM125 147H127V146H125ZM145 147V146H144ZM229 146H226V147H224V148H228ZM250 147H252V145L250 146ZM262 147V146H261ZM48 149H49V146L47 147ZM72 148V147H71ZM172 148V147H171ZM175 148V147H174ZM218 148V147H217ZM106 149V148H105ZM109 149V148H108ZM137 149V148H136ZM139 149V148H138ZM142 149V148H141ZM149 149V148H148ZM262 149H264V148H262ZM50 151H51V149H49ZM69 150V149H68ZM75 150V149H74ZM78 150V149H77ZM98 150V149H97ZM150 150V149H149ZM223 150H225V149H223ZM62 151V150H61ZM131 151V150H130ZM252 151V150H251ZM78 152H80V151H78ZM84 152V151H83ZM89 152V151H88ZM87 152V153H88ZM96 152V151H95ZM94 152V153H95ZM98 152V151H97ZM96 152V153H97ZM103 152V151H102ZM223 152V151H222ZM62 153H64V152H62ZM67 153V152H66ZM95 153V155H96V157H94V159L95 160H90V162H89V160H88V162L86 163V161H84V163H83V165H81V167L79 166V170H78V168L76 169V173H77V171H81V172H79V173H81V174H83L82 173V170H90V172H91V170H94V169H102V170H104V171H102V172H106L107 173V170L106 169H108V171L110 170V172L112 171H115V170H113V169H109V168H112V166H111V160H109L110 161V164L109 165H106V162H105V160H104V165L102 164V162H103V160H102V158L100 159V153H98L99 155H97ZM130 153V152H129ZM133 153V152H132ZM138 153V152H137ZM140 153V152H139ZM199 153V154H200ZM215 153V152H214ZM102 154V153H101ZM190 154V153H189ZM197 154V153H196ZM232 154H233V152H232ZM68 155H69V153H68ZM87 155H89V154H87ZM134 155V154H133ZM133 155H131V156H133ZM135 155H136V153H135ZM135 155H134V157H135ZM176 155V154H175ZM201 155V154H200ZM219 155V154H218ZM61 156H63V155H61ZM66 157H67V155H65ZM65 156H63V157H65ZM98 156V157H97ZM104 156H105V154H104ZM157 156V155H156ZM194 156V155H193ZM215 156L216 157H213V158H210V160H208L207 162V164L203 167V168H208L209 170L210 169H213L214 168V165H215V162L214 161H217V159H220L221 157V155H219L218 157H217V155L215 154ZM222 156H224V155H222ZM68 157H70V156H68ZM89 157V156H88ZM101 157H103V156H101ZM119 158H120V156H118ZM146 157V156H145ZM178 157V156H177ZM180 157V156H179ZM212 157V156H211ZM225 157H226V155H225ZM228 157V156H227ZM231 157H233V156H231ZM85 158V157H84ZM110 158V157H109ZM147 158V157H146ZM203 158V157H202ZM60 159H61V157H60ZM86 159V158H85ZM118 159V158H117ZM116 159V160H117ZM121 159H123L122 157H121ZM120 159V160H121ZM131 159H133V157L131 158ZM136 159V158H135ZM232 159V158H231ZM236 159V158H235ZM255 159V158H254ZM62 160V159H61ZM60 160V161H61ZM81 160V159H80ZM100 160H102V161H100ZM126 160V159H125ZM125 160H122L123 162L125 161ZM129 160V159H128ZM127 160V162H129ZM149 160V157H148V159H144V161H148ZM191 160V159H190ZM221 160V159H220ZM106 161H107V159H106ZM122 161H121V163H122ZM134 162L135 161H137V160H133ZM143 161V160H142ZM151 161V160H150ZM222 161H223V159H222ZM225 161V160H224ZM62 162H63V160H62ZM64 162H65V160H64ZM78 162V161H77ZM118 162V161H117ZM120 162V161H119ZM131 162V161H130ZM140 162V161H139ZM145 162V163H146ZM149 162V161H148ZM147 162V163H148ZM190 162V161H189ZM137 163V162H136ZM153 163V162H152ZM192 163V162H191ZM217 163H218V161H217ZM254 163V162H253ZM264 163V162H263ZM107 164H108V162H107ZM118 163H116V165H117ZM123 164V163H122ZM127 164V163H126ZM101 165H103V166H101ZM119 165V164H118ZM138 165V164H137ZM152 165V164H151ZM248 165H250V164H248ZM67 166V165H66ZM147 166L149 167L150 165H148L147 164ZM154 166V165H153ZM152 166V167H153ZM217 166V165H216ZM251 166V165H250ZM69 167V166H68ZM118 167V166H117ZM120 167V166H119ZM118 167V168H119ZM188 167V166H187ZM218 167V166H217ZM67 168V167H66ZM66 168H63V169H66ZM74 169H75V167H73ZM73 168L71 169V165H70V169L71 170H73ZM130 168V167H129ZM134 168V167H133ZM216 168V167H215ZM214 168V169H215ZM220 168V167H219ZM222 168V167H221ZM82 169V170H81ZM202 169V168H201ZM204 169V170H205ZM256 169V168H255ZM68 170V169H67ZM89 170H88V173H89ZM118 170V169H117ZM116 170V171H117ZM207 170V169H206ZM217 170V169H216ZM257 170V169H256ZM65 171V170H64ZM202 171V170H201ZM208 171V170H207ZM211 171V170H210ZM234 171V170H233ZM75 172V171H74ZM74 172H72L71 173V175L73 176V174H75ZM204 172V171H203ZM209 172V171H208ZM214 172V171H213ZM235 172V171H234ZM255 172V171H254ZM257 172V171H256ZM63 173H65V174H63ZM92 173H93V171H92ZM98 173H100V172H98ZM103 173V174H104ZM109 173V172H108ZM124 173V172H123ZM210 173V172H209ZM212 173V172H211ZM62 174V175H61ZM87 174V173H86ZM91 174V173H90ZM233 174V173H232ZM249 174V173H248ZM247 174V175H248ZM60 175V177H55V176H59ZM65 175V176H66ZM80 175V174H79ZM92 175V174H91ZM107 175V174H106ZM250 175V174H249ZM252 175H254V174H252ZM251 175V177H253ZM256 175V174H255ZM258 175V174H257ZM52 176V177H51ZM105 176V175H104ZM108 176H109V174H108ZM52 178V180H51V178ZM53 177H55L56 179L54 180L53 179ZM71 177V176H70ZM138 177H140V176H138ZM144 177V176H143ZM158 177V176H157ZM246 177V180H248L249 178L247 177V176H245ZM250 177V176H249ZM257 176H255V178H256ZM77 178V177H76ZM96 178V177H95ZM110 178V177H109ZM108 178V179H109ZM123 178V177H122ZM248 178V179H247ZM70 179V178H69ZM68 179V180H69ZM104 179H105V177H104ZM124 179V178H123ZM165 179H166V177H165ZM251 179V178H250ZM254 179V178H253ZM253 179H252V182H253ZM257 179V178H256ZM71 180V179H70ZM74 180V179H73ZM169 180V179H168ZM72 181V180H71ZM70 181V182H71ZM105 181V180H104ZM157 181V180H156ZM249 181V180H248ZM45 182V183H46ZM64 182V181H63ZM77 182V181H76ZM172 182V181H171ZM43 184L44 186L46 185V184ZM92 183V182H91ZM125 183V182H124ZM254 183V182H253ZM58 184V183H57ZM62 184V183H61ZM132 184V183H131ZM145 184V183H144ZM149 184H150V182H149ZM148 184V185H149ZM252 184V183H251ZM63 185V184H62ZM62 185H60V186H62ZM106 185V184H105ZM105 185H103V186H105ZM124 185V184H123ZM134 185V184H133ZM163 185V184H162ZM237 185V184H236ZM43 186V187H44ZM47 186V185H46ZM46 186L44 187V188H46ZM53 186V185H52ZM51 186V187H52ZM56 186V185H55ZM97 186V185H96ZM136 186V185H135ZM48 187V186H47ZM167 187V186H166ZM252 187V186H251ZM57 188V186L54 188V189H56ZM62 188V187H61ZM65 188V187H64ZM131 188V187H130ZM138 188V187H137ZM153 188V187H152ZM164 188V187H163ZM63 189V188H62ZM158 189V188H157ZM172 189V188H171ZM249 189V188H248ZM42 190H43V188H42ZM124 190V189H123ZM135 190V189H134ZM167 190H169V189H167ZM250 190V189H249ZM45 190H43V192H44ZM127 191V190H126ZM159 191V190H158ZM171 191V190H170ZM231 191V190H230ZM252 191V190H251ZM42 192V191H41ZM42 192V193H43ZM154 192V191H153ZM162 192V191H161ZM236 192H237V190H236ZM247 192H249V191H247ZM130 193V192H129ZM131 194V193H130ZM162 194H164V193H162ZM176 194V193H175ZM135 195V194H134ZM167 195V194H166ZM169 195H172V194H170L169 193ZM177 195V194H176ZM88 197V196H87ZM145 197V196H144ZM156 197V196H155ZM169 197V196H168ZM255 197H256V195H255ZM254 197V198H255ZM40 198V199H39ZM49 197H47L46 199H48ZM89 198V197H88ZM113 198V197H112ZM198 198V197H197ZM239 198V197H238ZM45 198H43V200H44ZM116 199V198H115ZM135 199V198H134ZM162 199V198H161ZM233 199V198H232ZM259 199V198H258ZM90 200V199H89ZM124 200V199H123ZM133 200V199H132ZM234 200V199H233ZM256 200V199H255ZM3 202H4V200H2ZM33 201H31V203L33 202ZM259 201V200H258ZM7 202V201H6ZM5 202V203H6ZM13 202V203H14ZM39 202V201H38ZM37 202V205L39 206V203H43V201L41 200V202H39L38 203ZM137 202V201H136ZM139 202V201H138ZM211 202V201H210ZM245 202V201H244ZM1 203V202H0ZM4 203V204H5ZM12 203V202H11ZM14 203V204H15ZM45 203H46V201H45ZM85 203V202H84ZM83 203V204H84ZM127 203V202H126ZM142 203V202H141ZM214 203V202H213ZM240 203V202H239ZM251 203V202H250ZM258 203V202H257ZM3 204V203H2ZM7 204V203H6ZM10 204V203H9ZM8 204V205H9ZM14 204H12V205H14ZM145 204V203H144ZM147 204V203H146ZM153 204V203H152ZM217 204V203H216ZM223 204V203H222ZM242 204H244V203H242ZM248 204V203H247ZM16 205V204H15ZM224 205V204H223ZM233 205V204H232ZM238 204H236V206H237ZM251 205V204H250ZM249 205V206H250ZM255 205V204H254ZM4 206V205H3ZM10 206V205H9ZM37 206V208L35 209V210H37L39 213H42L41 212V208H39ZM45 206V205H44ZM55 206V205H54ZM68 206V205H67ZM161 206H163V205H161ZM196 206V205H195ZM225 206V205H224ZM241 206V205H240ZM252 206V205H251ZM2 207V206H1ZM11 207V206H10ZM16 208H18L17 206H15ZM19 207V210L21 209V211L23 210L22 208H20ZM50 206H48V210L49 211H47L48 213H50V212H53V214H58L59 212H58V210L57 209H54V208H49ZM59 207V206H58ZM69 207H71V206H69ZM116 207V206H115ZM158 207V206H157ZM4 209L5 208H8L7 206H5V207H3ZM14 208V206H12V208H8V209H6V211L5 212H7L8 210L9 211H11V212H15V208ZM38 208L40 209V210H38ZM44 208V207H43ZM55 208H57V207H55ZM118 208V207H117ZM146 208V207H145ZM153 208V207H152ZM167 208V207H166ZM196 208H197V206H196ZM195 208V209H196ZM227 208V207H226ZM233 208V207H232ZM244 208V207H243ZM247 208H249V207H247ZM264 208V207H263ZM10 209H13L14 211H12V210H10ZM235 209H237V208H235ZM259 209V208H258ZM24 210H23V212H24ZM30 210V209H29ZM28 210V211H29ZM32 210V209H31ZM30 210V211H31ZM35 210H33V211H35ZM42 210H44V209H42ZM70 209L69 208H65V213H68V212H70L69 211ZM72 210V209H71ZM148 210V209H147ZM247 210V209H246ZM253 210H255V208L253 209ZM257 210V209H256ZM1 211H3V210H1ZM0 211V212H1ZM3 211V212H4ZM27 211V210H26ZM25 211V212H26ZM61 211V210H60ZM169 211V210H168ZM167 211V212H168ZM194 211V210H193ZM196 211H197V209H196ZM206 211V210H205ZM211 211V210H210ZM3 212H1L2 214H3ZM11 212H9V213H11ZM16 212H20V211H18V209L16 210ZM36 212V211H35ZM44 212H46V211H44ZM43 212V213H44ZM64 212V211H63ZM72 212V211H71ZM70 212V213H71ZM159 212V211H158ZM200 212V211H199ZM237 212V211H236ZM241 212V211H240ZM261 212V211H260ZM21 213V212H20ZM29 213V212H28ZM31 213H32V211H31ZM74 213V212H73ZM152 213V212H151ZM226 213V212H225ZM6 213H4V216L2 217V215H0V217L1 218H5V216H6V219H7V217L10 215H5ZM22 215H24L25 213H21ZM20 214V215H21ZM30 214V213H29ZM32 214H34V213H32ZM36 214H37V212H36ZM50 214H52V213H50ZM63 214V213H62ZM106 214V213H105ZM145 214V213H144ZM170 214V213H169ZM197 214H201V213H197ZM203 214H205V213H203ZM255 214V213H254ZM258 214V213H257ZM11 215H13L12 213H11ZM26 215V214H25ZM24 215V216H25ZM35 215V214H34ZM40 215V214H39ZM41 215H43L44 216V214H41ZM68 215V214H67ZM136 215H138V214H136ZM150 215V214H149ZM249 215V214H248ZM260 215V214H259ZM32 216V215H31ZM127 216V215H126ZM155 216V215H154ZM206 216V215H205ZM209 216V215H208ZM220 216V215H219ZM226 216V215H225ZM228 216V215H227ZM242 216V215H241ZM253 216V215H252ZM262 216V215H261ZM52 217V216H51ZM54 217V216H53ZM69 217V216H68ZM145 217V216H144ZM147 217H149V216H147ZM152 217V216H151ZM151 217H149V218H151ZM160 217H161V215H160ZM200 217V216H199ZM236 217V216H235ZM251 217V216H250ZM0 218V219H1ZM44 218H45V216H44ZM58 218V217H57ZM56 218V219H57ZM135 218V217H134ZM155 218V217H154ZM216 218V217H215ZM3 219H1L0 221H1V223H2V221H4ZM5 219V220H6ZM37 219V218H36ZM41 219V218H40ZM48 219H49V217H48ZM144 219V218H143ZM200 219H201V217H200ZM245 219V218H244ZM15 220V219H14ZM21 220V219H20ZM43 220V219H42ZM132 220V219H131ZM154 220H157V219H154ZM210 220V219H209ZM208 220V221H209ZM235 220V219H234ZM243 220V219H242ZM251 220V219H250ZM8 221V220H7ZM7 221H4V224H5V222H7ZM16 221H17V219H16ZM36 221V220H35ZM137 221V220H136ZM150 221V220H149ZM258 221V220H257ZM263 221V220H262ZM24 222V221H23ZM142 222V221H141ZM145 222V221H144ZM207 222V221H206ZM234 222V221H233ZM238 222H241V221H238ZM261 222V221H260ZM27 223V222H26ZM40 223H41V221H40ZM39 222H38V224H40ZM42 223H43V221H42ZM55 223V222H54ZM136 223V222H135ZM158 223V222H157ZM244 223H245V221H244ZM253 223V222H252ZM23 224V223H22ZM21 224V225H22ZM175 224V223H174ZM210 224V223H209ZM214 224V223H213ZM213 224H211V226L213 225ZM219 224V223H218ZM263 224V223H262ZM10 225V224H9ZM149 225H150V223H149ZM203 225V224H202ZM221 225V224H220ZM240 225V223L238 224V226ZM260 225V224H259ZM14 225H12V227H13ZM23 226V225H22ZM31 226V225H30ZM49 226V225H48ZM145 226V225H144ZM163 226V225H162ZM175 226V225H174ZM210 226V227H211ZM159 227V226H158ZM205 227V226H204ZM203 227V228H204ZM216 227V226H215ZM221 227V226H220ZM226 227V226H225ZM242 227H244V226H242ZM1 228V227H0ZM43 228V227H42ZM155 228V227H154ZM213 228V227H212ZM250 228V227H249ZM2 229V228H1ZM21 229V228H20ZM23 229V228H22ZM41 229V228H40ZM144 229V228H143ZM218 229V228H217ZM253 229V228H252ZM255 229V228H254ZM256 229H257V226H256ZM146 230V229H145ZM161 230V229H160ZM213 230H215V229H213ZM221 230V229H220ZM199 231V230H198ZM240 231H241V228H240ZM255 231V230H254ZM27 232V231H26ZM148 232V231H147ZM150 232V231H149ZM161 232V231H160ZM224 232V231H223ZM227 232V231H226ZM229 232V231H228ZM248 232H250V231H248ZM23 233V232H22ZM30 233V232H29ZM42 233V232H41ZM40 233V234H41ZM250 233H253V231L252 232H250ZM255 233V232H254ZM21 234V233H20ZM229 234V233H228ZM241 234H242V232H241ZM49 235V234H48ZM176 235V234H175ZM179 235H180V233H179ZM218 235V234H217ZM232 235V234H231ZM236 235V234H235ZM248 235V234H247ZM251 235H253V234H251ZM258 235V234H257ZM21 236V235H20ZM178 236V235H177ZM207 236V235H206ZM227 236V235H226ZM34 237H36V236H34ZM181 237V236H180ZM203 237V236H202ZM242 237V236H241ZM240 237V238H241ZM248 237H249V235H248ZM1 238V237H0ZM56 238V237H55ZM235 238V237H234ZM5 239V238H4ZM24 239V238H23ZM22 239V240H23ZM176 239H178V238H176ZM181 239V238H180ZM208 239V238H207ZM213 239V238H212ZM215 239V238H214ZM242 239V238H241ZM250 239V238H249ZM8 240V239H7ZM184 240V239H183ZM185 240H186V238H185ZM239 240V239H238ZM242 240H244V239H242ZM253 240V239H252ZM39 241V240H38ZM210 241V240H209ZM227 241V240H226ZM32 242V241H31ZM45 242V241H44ZM185 242V241H184ZM224 242V241H223ZM239 242H240V240H239ZM238 242V243H239ZM248 242V241H247ZM6 243V242H5ZM22 243V242H21ZM219 243V242H218ZM244 243V242H243ZM3 244V243H2ZM13 244V243H12ZM18 244V243H17ZM37 244V243H36ZM133 244V243H132ZM248 244V243H247ZM11 245V244H10ZM19 245H20V242H19ZM28 245V244H27ZM26 245V246H27ZM32 245V244H31ZM60 245V244H59ZM134 245V244H133ZM182 245V244H181ZM208 245V244H207ZM216 245V244H215ZM245 245V244H244ZM256 245V244H255ZM18 246V245H17ZM16 246V247H17ZM24 246V245H23ZM22 246V247H23ZM130 246V245H129ZM176 246V245H175ZM185 246V245H184ZM241 246V245H240ZM239 246V247H240ZM29 247V246H28ZM39 247H40V245H39ZM47 246H45V248H46ZM59 247H61V246H59ZM174 247V246H173ZM224 247V246H223ZM231 247V246H230ZM244 247V246H243ZM5 248V247H4ZM7 248V247H6ZM44 248V247H43ZM51 248V247H50ZM56 248V247H55ZM54 248V249H55ZM134 248V247H133ZM233 248V247H232ZM257 248V247H256ZM53 249V248H52ZM62 249V248H61ZM132 249V248H131ZM191 249V248H190ZM240 249V248H239ZM255 249V248H254ZM261 249V248H260ZM2 250H4V249H2ZM7 250V249H6ZM28 250V249H27ZM134 250H136V248L134 249ZM175 250V249H174ZM183 250H184V248H183ZM188 250V249H187ZM231 250V249H230ZM237 250H238V248H237ZM38 251V250H37ZM44 251V250H43ZM43 251H41V252H43ZM56 251V250H55ZM63 251V250H62ZM61 251V252H62ZM182 251V250H181ZM180 251V252H181ZM193 251V250H192ZM214 251V250H213ZM212 251V252H213ZM223 251V250H222ZM52 252V251H51ZM59 252V251H58ZM57 252V253H58ZM184 252V251H183ZM203 252H204V250H203ZM210 252V251H209ZM218 252V251H217ZM217 252H216V255H217ZM232 252V251H231ZM0 253H1V251H0ZM13 253V252H12ZM137 253V252H136ZM205 253V252H204ZM229 253V252H228ZM233 253V252H232ZM236 253V252H235ZM257 253V252H256ZM2 254V253H1ZM0 254V255H1ZM19 254V253H18ZM51 254V253H50ZM202 254V253H201ZM210 254V253H209ZM208 254V252H207V255H209ZM214 254V253H213ZM212 254V255H213ZM6 254H4V256H5ZM36 255V254H35ZM41 255V254H40ZM47 255V254H46ZM61 255V254H60ZM211 255V256H212ZM225 255V254H224ZM237 255H239V253L237 254ZM242 255V254H241ZM245 255V254H244ZM10 256V255H9ZM20 256V255H19ZM30 256V255H29ZM210 256V255H209ZM210 256V257H211ZM222 256V258H223V255H221ZM221 256H219V258H221ZM228 256V255H227ZM234 256V255H233ZM243 256V255H242ZM11 257V256H10ZM31 257H33L32 255H31ZM30 257V258H31ZM38 257V256H37ZM58 257V256H57ZM60 257V256H59ZM217 257H218V255H217ZM216 257V258H217ZM263 257V256H262ZM6 258H7V256H6ZM36 258V257H35ZM42 258H43V256H42ZM49 258V257H48ZM47 258V259H48ZM222 258L220 259V261L222 260ZM232 258H235V257H232ZM231 258V259H232ZM237 258H239V256L237 257ZM18 259V258H17ZM44 259H45V257H44ZM76 259V258H75ZM208 259H209V257H208ZM212 259V258H211ZM243 259V258H242ZM11 260H13V259H11ZM38 260H39V258H38ZM216 260H218V263H219V259H216ZM215 260V261H216ZM226 260V262H228L227 261V259L225 258L224 259V261ZM229 261H230V259H228ZM239 260V259H238ZM238 260H237V262L236 263H238ZM244 260L245 259H243L242 261L244 262ZM19 261V260H18ZM37 261V260H36ZM205 261V260H204ZM208 261V260H207ZM210 261V260H209ZM224 261L222 260L221 262H222V264H225L224 263ZM236 261V260H235ZM245 261H247V259L245 260ZM4 262V261H3ZM10 262V261H9ZM260 262V261H259ZM41 263H43V260L41 261ZM49 263V262H48ZM209 263V262H208ZM216 263V262H215ZM235 263V264H236ZM261 263V262H260ZM214 264V263H213ZM221 264V263H220ZM228 264H229V262H228ZM240 264H241V262H240ZM245 264V263H244ZM247 264V263H246Z\"/></svg>",
  "mask_w": 264,
  "mask_h": 264
}]
</instances>
